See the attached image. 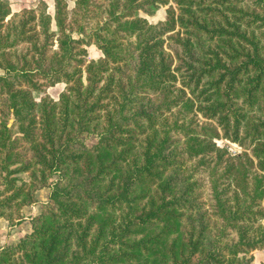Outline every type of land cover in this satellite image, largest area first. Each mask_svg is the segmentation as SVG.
Returning <instances> with one entry per match:
<instances>
[{
  "label": "trees",
  "instance_id": "obj_1",
  "mask_svg": "<svg viewBox=\"0 0 264 264\" xmlns=\"http://www.w3.org/2000/svg\"><path fill=\"white\" fill-rule=\"evenodd\" d=\"M54 8L0 0V218L21 223L50 188L0 264H251L264 247V0ZM91 44L102 58L87 59Z\"/></svg>",
  "mask_w": 264,
  "mask_h": 264
},
{
  "label": "rangeland",
  "instance_id": "obj_2",
  "mask_svg": "<svg viewBox=\"0 0 264 264\" xmlns=\"http://www.w3.org/2000/svg\"><path fill=\"white\" fill-rule=\"evenodd\" d=\"M6 3L9 4V7L11 9L12 13H16L23 8H36L41 1H45L48 5V12L54 15V0H3ZM69 9H73L76 6V0H67ZM167 8L168 6H162L160 7L157 12L152 16H147L149 22L151 24H158L161 21H164L166 19L167 15ZM94 22V21H92ZM54 29L55 24L53 23ZM164 38H167V35L164 36ZM166 47L168 50L171 49V47H175V43L171 41V39H166ZM88 56L87 59L89 61L91 60H98L99 58H102L104 56L102 50L95 44H91L86 47ZM180 48V47H179ZM181 49V48H180ZM3 73L2 70H0V74ZM86 75H84V78ZM66 83L61 82L56 84L55 86H52L48 89V94L54 99L58 100L60 97V94L65 90ZM88 143L92 142V136L88 137L87 139ZM218 145L221 148H227L229 154L236 155L241 154L245 152V150L237 143L232 142L225 138H220L217 140ZM22 178L24 181L29 182L31 180V177L28 173H23ZM197 177L199 180H205L207 181V175L204 174H198ZM57 175H55L51 180H56ZM202 192V198L210 204V187L207 183L201 187ZM49 193L50 188L43 187L40 189H37L35 191V196L37 198V202H32L29 204H25L21 208V213L24 216V220L21 223H16V219L9 220L6 217L0 218V246H3L5 244H12L17 242L21 237H23L27 232L31 231V216L38 214L41 211L42 204L45 201H48L49 199ZM241 256H244L243 253H241ZM247 258H251V264H264V247L258 248L255 250H252L248 254H246Z\"/></svg>",
  "mask_w": 264,
  "mask_h": 264
}]
</instances>
